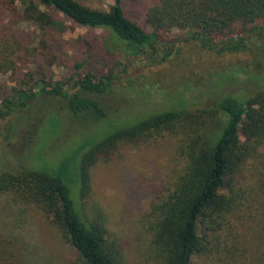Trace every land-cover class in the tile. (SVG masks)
I'll return each instance as SVG.
<instances>
[{"label":"trees","instance_id":"trees-1","mask_svg":"<svg viewBox=\"0 0 264 264\" xmlns=\"http://www.w3.org/2000/svg\"><path fill=\"white\" fill-rule=\"evenodd\" d=\"M125 4L113 0L101 9L80 0H0V74L16 69L20 51L38 53L45 61L4 94L0 120L26 110L40 93L66 97L75 119L92 125L110 120L98 98L111 88L108 77L89 72L74 80L76 91L63 93L64 82L50 75L59 56L51 31L65 28L60 15L108 30V47L130 54L141 53L174 28L208 39L228 36L223 43L235 49L246 46L245 37L264 19V0H146L143 16L153 30L148 32L127 14ZM249 74L256 84L244 97L221 93L205 106L183 100L133 122L113 124L99 140L81 148L77 178L84 199L91 191L92 165L120 143H134L153 132L180 133L185 169L152 227L158 264H194L196 259L198 264H264V72ZM208 123L216 131L210 132ZM11 127L10 135L15 132ZM51 170L22 167L1 173L0 193L38 204L85 264H118L102 224L87 221L76 205L63 164ZM22 215L7 221L10 231Z\"/></svg>","mask_w":264,"mask_h":264},{"label":"rangeland","instance_id":"rangeland-1","mask_svg":"<svg viewBox=\"0 0 264 264\" xmlns=\"http://www.w3.org/2000/svg\"><path fill=\"white\" fill-rule=\"evenodd\" d=\"M80 1L101 9L113 4V0ZM144 3L126 0L125 9L152 32L144 20ZM60 18L65 28L51 31L59 56L50 75L64 82L63 93L76 91L74 80L89 72L108 77L111 88L98 98L110 120L92 125L75 119L66 97L40 93L26 110L0 120V174L22 167L57 171L62 163L76 205L87 221L102 224L105 237L115 245L117 263L158 264L152 227L185 169L180 133L153 132L140 141L120 143L92 165L91 191L84 199L77 178L81 148L86 141L99 140L113 124L133 122L183 100L205 106L221 93L250 94L256 78L249 72H264V19L254 26L263 30L253 27L245 37L246 46L239 44L235 49L223 43L228 36L208 39L192 36L189 29L174 28L141 53L130 54L108 47V30ZM16 60L15 70L0 74V100L26 73L45 64L35 52L20 51ZM11 126H15L12 135L8 133ZM211 126L207 124L208 130ZM214 131L216 127L210 128ZM16 215H22V221L10 231L7 221ZM0 264L85 263L38 204L5 192L0 193Z\"/></svg>","mask_w":264,"mask_h":264}]
</instances>
